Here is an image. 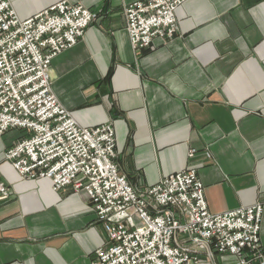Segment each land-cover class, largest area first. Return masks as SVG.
Masks as SVG:
<instances>
[{
    "label": "crops",
    "instance_id": "obj_1",
    "mask_svg": "<svg viewBox=\"0 0 264 264\" xmlns=\"http://www.w3.org/2000/svg\"><path fill=\"white\" fill-rule=\"evenodd\" d=\"M29 18L61 0H10ZM96 13L84 36L53 58L54 93L80 124L111 123L116 160L141 187L194 168L209 210L263 204L264 0H187L178 32L136 49L125 7L137 0H68ZM0 134V264H92L108 235L88 195L73 184L23 177ZM195 152L190 156V150Z\"/></svg>",
    "mask_w": 264,
    "mask_h": 264
},
{
    "label": "built area",
    "instance_id": "obj_2",
    "mask_svg": "<svg viewBox=\"0 0 264 264\" xmlns=\"http://www.w3.org/2000/svg\"><path fill=\"white\" fill-rule=\"evenodd\" d=\"M187 0H137L125 7L136 49L173 37L177 8ZM96 13L61 0L22 19L0 0V134L20 131L6 152L23 177L73 184L88 195L107 231L92 264H264L263 204L209 210L194 168L141 188L120 171L111 123L86 127L53 91L51 63L84 36ZM195 149L190 150L192 156ZM11 188L0 181V205Z\"/></svg>",
    "mask_w": 264,
    "mask_h": 264
},
{
    "label": "rangeland",
    "instance_id": "obj_3",
    "mask_svg": "<svg viewBox=\"0 0 264 264\" xmlns=\"http://www.w3.org/2000/svg\"><path fill=\"white\" fill-rule=\"evenodd\" d=\"M177 32H178V31H177ZM175 35H176V34H175ZM175 35H174V36H175ZM174 36H173V37H174ZM170 38H172V37H170ZM193 154H194V153H193ZM189 155H190V154H189ZM190 156H191V155H190Z\"/></svg>",
    "mask_w": 264,
    "mask_h": 264
}]
</instances>
